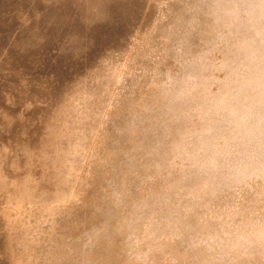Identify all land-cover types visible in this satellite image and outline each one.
Returning a JSON list of instances; mask_svg holds the SVG:
<instances>
[{"label":"rangeland","instance_id":"374dc122","mask_svg":"<svg viewBox=\"0 0 264 264\" xmlns=\"http://www.w3.org/2000/svg\"><path fill=\"white\" fill-rule=\"evenodd\" d=\"M0 264H264V0H0Z\"/></svg>","mask_w":264,"mask_h":264}]
</instances>
